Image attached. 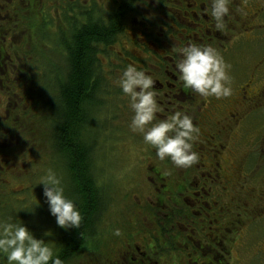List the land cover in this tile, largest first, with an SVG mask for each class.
Returning a JSON list of instances; mask_svg holds the SVG:
<instances>
[{"label":"flooded vegetation","instance_id":"1","mask_svg":"<svg viewBox=\"0 0 264 264\" xmlns=\"http://www.w3.org/2000/svg\"><path fill=\"white\" fill-rule=\"evenodd\" d=\"M151 1L152 6L145 0H120L106 10L104 14L130 3L132 8L122 13L116 40L106 54L116 55L119 75L128 63L153 75L164 108L158 119L174 108L192 116L200 128L194 144L200 159L187 168L167 158L159 160L154 147L134 132L142 138L138 195L132 199L138 204L137 224L116 225L119 236L109 230L105 237L112 246L103 247L105 237L95 234L91 263L226 264L227 245H234V234L241 231L242 213L255 211L252 203L246 205L255 197L264 198L253 185L257 172L252 175L257 152L264 153V135L258 136L264 123L257 114L264 111V0H231L223 31L213 27L204 11L205 0ZM139 6L149 13L139 11ZM98 14L97 0H0V105L14 103L10 90L37 82L27 81L25 74H42L33 58L44 50L49 53L45 40L50 34L62 51V42L71 39L87 15ZM189 40L211 43L219 50L229 65L230 96H201L177 79L174 48ZM123 113L129 121L128 103ZM246 145L250 154L243 152Z\"/></svg>","mask_w":264,"mask_h":264},{"label":"rangeland","instance_id":"2","mask_svg":"<svg viewBox=\"0 0 264 264\" xmlns=\"http://www.w3.org/2000/svg\"><path fill=\"white\" fill-rule=\"evenodd\" d=\"M118 1L120 0H97L99 13L104 14L107 9ZM146 1L152 6L151 0ZM138 9L145 14L149 13V11L145 10L143 7L139 6ZM48 42L50 47L49 53H47V50H44L40 55L33 58L34 64L40 65L42 74H33V77L29 74H25V79L27 81L30 82L34 79L37 80L38 83L34 86L33 84H29L28 91L14 88L15 91L20 92H17V95L23 97L20 101L17 99L18 96L15 95L12 97V100L14 103L17 100L19 104L16 105L23 110H27L24 116V119H27L25 120L26 125H29L34 120H40L43 116H45L44 118L46 120L48 116L50 115L51 117L52 114V108L49 107V105L47 109L46 105H48L50 99L49 89L51 90L53 87L55 77L58 76L59 78L60 76V70H56V66L62 62V53H60V42L52 34L49 35V40H45V47L48 46ZM130 46L132 51V47H134L133 41H130ZM106 51H108V49H106ZM107 55L108 59L104 56L100 58V67L107 84L106 91H109L105 93V97L108 99L105 100L108 103L102 107V110L95 113V120L105 125L104 128L97 132L93 131L92 134L96 140L94 173L97 176V184L100 185L103 195L105 196L96 224L99 227L98 235H102V238L113 231L114 228H117L115 227L116 225L132 228L137 224L136 214L138 204L135 202L136 198H134V200L132 199L134 195H138L136 189L140 182V166L142 165V153L139 152L142 138L138 137V135L129 128L128 116H124L123 113V111L127 109V102L124 103L122 97L124 95H121V90L116 82L119 77V72L116 71L118 59L112 52ZM21 61V59H18L19 64ZM23 61H26V59L23 58ZM2 91L6 92L7 89H2ZM7 94L9 95L10 93ZM7 107H11V105L4 103L0 105V114L3 110L6 111ZM257 112L260 122L264 123V115H260L264 113V111L258 110ZM26 130L27 129H25V131ZM136 133L138 134V132ZM263 135L264 127H258V136ZM17 137L18 135L15 133V137H10L4 145L2 141L6 138L4 134L0 135V148L3 147V145L4 147L6 146V148L10 146L14 148L15 146L12 144L17 141ZM45 138L46 136L44 139ZM20 142L24 143L22 144L24 148L28 147V149H19L18 147L22 146L20 144L15 147L17 151L22 153L23 150L25 151L23 156L13 155L14 158L4 163L2 166L4 172L14 171L15 169H19L20 165L22 166L21 172L14 171L11 177L5 176L6 179L10 180L7 184L10 185V187L7 188L8 191L12 190L16 193L18 190L22 189L24 184L30 181L31 186L25 191V196L29 199L27 203H29L30 206L33 201L37 200L38 203H34L31 207L29 206L28 212L18 215L16 198H18V196L22 197V195H17V193L13 195L9 193L8 198L5 199L8 204L7 210L8 212L9 210L12 211L11 217L13 220H20V222L25 224L35 236H43V238L54 247V243L59 244L63 232L68 228L57 225L55 217L49 214L47 203L42 195V182H37V177L44 174L47 169H53L61 178V182L65 189V195L69 198H72L71 185L67 181V174L64 171L59 157H57V159L54 157L44 159L43 162L44 150L48 151V147L40 148L38 150L40 152L37 151V153L34 149L32 151L29 146L32 145L31 137L29 136L27 138V135L23 140L21 139ZM260 144L261 142L259 145ZM246 149L250 154L248 145L244 147L243 152L246 151ZM256 159V164L254 166L252 165L255 167L253 169L255 172L252 175L257 172V175L254 177L256 184L253 185L256 188L255 191H257L259 195H264V153L258 151ZM33 168L36 170L31 172V177L30 175L20 177L26 173V169H29V173L30 170H34ZM0 173L2 174L1 169ZM5 178L1 175L3 181ZM3 191L5 192V190L0 191V197L4 194ZM251 203L255 207L253 208L252 205L251 210L255 209V211L247 213L246 215L242 213L241 231L238 234H234V245H232L233 241L230 242L229 246L227 245L229 250L227 259L230 264H264V198L255 197L253 201L249 200L246 206L251 205ZM0 213H2V208ZM45 232L48 234L45 235ZM107 236L102 244L104 245L103 247L112 246ZM86 243L87 246L84 247L78 256L71 258L64 264H92L91 262L94 259L93 250L95 249V247L92 248L94 241L92 239H87ZM91 248L92 250H90ZM2 260L4 264H7V260L4 257H2Z\"/></svg>","mask_w":264,"mask_h":264},{"label":"trees","instance_id":"3","mask_svg":"<svg viewBox=\"0 0 264 264\" xmlns=\"http://www.w3.org/2000/svg\"><path fill=\"white\" fill-rule=\"evenodd\" d=\"M128 9L132 10L131 3L120 5L106 14L99 13L95 18L87 15L86 21L73 31L71 39L62 42L64 45V53L63 50L60 52L62 62L56 66V70H60V76L55 77L53 87L49 89L50 99L46 105L47 109L49 105L52 108L51 117L49 115L45 120L43 116L40 120H34L26 125L25 120L27 119H24V116L27 110L13 103H10L11 107H7V110H3L0 115V131L6 138L2 141L3 144L10 137H15L17 133L18 139L12 145L15 147L22 145L24 143L20 141L27 135V138L31 137L32 145L29 146L32 151L34 149L37 153L40 148H49L48 151L44 150L43 162L44 159L52 157L61 159V164L67 174V181L71 185L72 199L75 200L81 213L79 227H69L63 232L59 244L54 243V251L64 263L80 254L87 246V239L94 241L92 248L96 246L93 238L95 234H98L95 231V224L96 220L98 222L105 196L96 182L98 180L94 173L96 140L92 134L93 131L97 132L104 128L105 124L102 125L100 121L95 120V113L102 110V107L108 103L105 100L107 99L105 93L109 92L106 91L107 84L101 72L100 58L102 56L107 58L106 48L116 40L115 36L121 25V15ZM36 83L38 82L32 83L33 86ZM24 89L28 91V87ZM17 92L20 93L14 89L10 90L12 97L18 96ZM4 145L0 148V169L2 171L0 191L5 190L0 197L1 218L12 214V211L8 212V204L5 201L9 193L22 195L16 198L17 207L30 206L27 203L29 199L25 196V191L31 186L29 181L16 193L12 190L8 191L7 187L10 185L7 184L10 180L5 176L11 177L14 171L21 172L22 166L20 165V168L14 171L6 172L2 170V166L16 155L23 156L25 151L23 150L22 153L15 150V147L6 148ZM18 148L28 149L23 145ZM28 170L26 169V173L20 177L25 175L31 177V172L36 169L30 170L29 173ZM1 175L5 178L4 181ZM28 210L29 208H20L17 209V213L21 215ZM0 264H4L2 256H0ZM226 264H230L228 259Z\"/></svg>","mask_w":264,"mask_h":264},{"label":"clouds","instance_id":"4","mask_svg":"<svg viewBox=\"0 0 264 264\" xmlns=\"http://www.w3.org/2000/svg\"><path fill=\"white\" fill-rule=\"evenodd\" d=\"M230 2L205 0L204 11L214 21L213 27L218 31L226 28ZM174 51L178 58L174 59L173 70L178 73L177 79L183 87L205 97L222 98L232 94L227 71L229 65L211 43L189 40ZM116 82L131 110L129 128L142 134L143 141L154 147L159 160L167 158L181 168L199 161L200 154L194 147L199 139V126L193 123L192 116L186 111L175 108L163 118H157V113L163 112L164 108L162 102H158L160 94L154 90L156 81L152 74L134 63H128L120 71ZM0 135H3L2 131ZM37 182H42V195L56 224L64 228L79 227L80 209L74 199L65 195L57 173L49 168L37 177ZM34 203L38 201H33L31 206ZM30 207L20 205L16 209ZM113 234L119 236L120 229L114 228ZM0 256L7 260V264H64L43 236H35L25 224L13 220L11 216L0 218Z\"/></svg>","mask_w":264,"mask_h":264}]
</instances>
